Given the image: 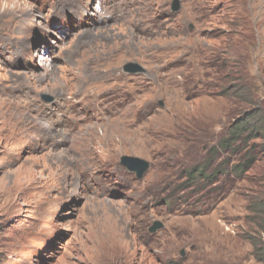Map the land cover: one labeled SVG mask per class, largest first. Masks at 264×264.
Listing matches in <instances>:
<instances>
[{
	"label": "rangeland",
	"instance_id": "obj_1",
	"mask_svg": "<svg viewBox=\"0 0 264 264\" xmlns=\"http://www.w3.org/2000/svg\"><path fill=\"white\" fill-rule=\"evenodd\" d=\"M234 53L264 101V0H0V107L62 116L18 153L0 118V264H264V147L216 183L195 172L251 106L185 88ZM83 135L90 158L67 152Z\"/></svg>",
	"mask_w": 264,
	"mask_h": 264
},
{
	"label": "trees",
	"instance_id": "obj_2",
	"mask_svg": "<svg viewBox=\"0 0 264 264\" xmlns=\"http://www.w3.org/2000/svg\"><path fill=\"white\" fill-rule=\"evenodd\" d=\"M251 59L248 53H234L232 57L225 58L223 64L215 61L208 67L214 69L212 75L216 83L209 85L197 79L192 90L189 86L185 88L190 98L202 95L203 92L218 96L229 95L251 106L232 121L217 145L210 148L205 156L206 160L195 169V172H199V175L206 180L205 184L216 183L214 181L217 178L238 174L251 168L256 161L254 154L257 153V148L264 147V101L258 97V85L253 83L256 81L255 76L249 74L247 66ZM206 71L208 73V70ZM208 74L204 76H211V72ZM187 83L190 85L191 81L186 79L185 86ZM259 140L262 142L259 143ZM216 188V190L222 189L223 184ZM259 227L264 232V228L260 225ZM254 245L258 246V243ZM259 249L258 251H262ZM259 260L264 261V258L261 257Z\"/></svg>",
	"mask_w": 264,
	"mask_h": 264
},
{
	"label": "bare ground",
	"instance_id": "obj_3",
	"mask_svg": "<svg viewBox=\"0 0 264 264\" xmlns=\"http://www.w3.org/2000/svg\"><path fill=\"white\" fill-rule=\"evenodd\" d=\"M23 52H25V51L23 50ZM70 99H72V101H73V97H70L67 100L68 103L71 102ZM26 107L28 108L29 106L26 105ZM34 111L35 110L30 108L29 112L27 114H25L19 108H14V107H9V108L3 107L2 108V107H0V118H3L5 120V122L7 123V126L9 127V130L11 132L12 143L14 144L13 153H15V152L18 153L17 151H19V149L22 145H26V146H30V147L34 148L36 143H39V147H40L41 143H43L44 141L49 142V141L55 140L57 138L55 134L53 135V127H54V125H58L59 123L62 122L61 121L62 116L60 114L59 115L57 114L51 120V117L48 118V117L42 116V114H40L38 109L36 111L37 114L33 115L32 113ZM61 112H62V110H61ZM100 127H102V126H100ZM35 129H39V131L35 132L34 131ZM66 133L68 134V132H64L63 134H66ZM71 135H72V133H71ZM87 139L88 138L85 135L81 136V138L76 140V141L73 139L74 142L68 148L67 152L68 153L73 152L75 154L77 152H81V150H86L89 152V158H90V156L92 154L90 153L91 149H90V146L88 144ZM97 157L99 158V156L96 155V160H97ZM38 162H39V160H38ZM84 168L92 169L93 167L89 166V164H88V165H85ZM86 171H88V170H86ZM60 179H61L60 182L55 183V180H54L48 186L51 188H58V187H62V186L64 187L65 178H60ZM30 180H31L32 185L35 186V188L43 189L45 186L44 184L41 185V178H39L37 172L31 174ZM63 187L61 189H63ZM73 187H76V184H74ZM73 189H75V188H73Z\"/></svg>",
	"mask_w": 264,
	"mask_h": 264
},
{
	"label": "water",
	"instance_id": "obj_4",
	"mask_svg": "<svg viewBox=\"0 0 264 264\" xmlns=\"http://www.w3.org/2000/svg\"><path fill=\"white\" fill-rule=\"evenodd\" d=\"M177 7L178 4L176 3L175 8ZM124 69L130 72H136V71H142L143 67L138 62L129 61L125 64ZM121 162L123 165L127 166L130 170L135 171L139 177H142L149 168V162L147 160L135 156L123 155L121 157ZM161 226L162 224L156 221L152 225L151 230H156Z\"/></svg>",
	"mask_w": 264,
	"mask_h": 264
}]
</instances>
